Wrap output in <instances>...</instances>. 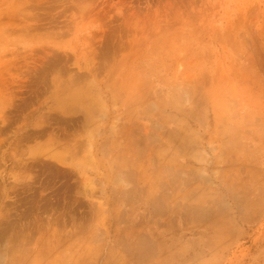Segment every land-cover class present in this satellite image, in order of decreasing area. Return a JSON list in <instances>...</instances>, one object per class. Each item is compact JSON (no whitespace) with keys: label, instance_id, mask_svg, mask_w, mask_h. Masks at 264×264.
Segmentation results:
<instances>
[{"label":"rangeland","instance_id":"rangeland-1","mask_svg":"<svg viewBox=\"0 0 264 264\" xmlns=\"http://www.w3.org/2000/svg\"><path fill=\"white\" fill-rule=\"evenodd\" d=\"M0 264H264V0H0Z\"/></svg>","mask_w":264,"mask_h":264}]
</instances>
